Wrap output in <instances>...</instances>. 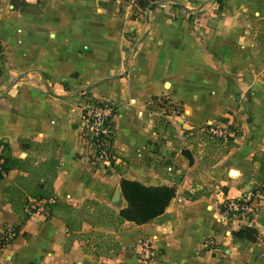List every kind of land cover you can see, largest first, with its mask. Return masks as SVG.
I'll use <instances>...</instances> for the list:
<instances>
[{
    "label": "crops",
    "instance_id": "0c3cea01",
    "mask_svg": "<svg viewBox=\"0 0 264 264\" xmlns=\"http://www.w3.org/2000/svg\"><path fill=\"white\" fill-rule=\"evenodd\" d=\"M151 2L132 15L114 0H0V140L17 158L0 176V230H16L0 264H264V200L253 240L212 206L264 187V0ZM90 98L114 108L108 164L80 134ZM206 122L237 133L210 139L195 129ZM121 176L174 195L151 220L117 221ZM41 183L57 206L28 213ZM60 205L74 209L69 229ZM107 238L115 254L86 251ZM143 238L156 257L140 258Z\"/></svg>",
    "mask_w": 264,
    "mask_h": 264
},
{
    "label": "built area",
    "instance_id": "2783aa9c",
    "mask_svg": "<svg viewBox=\"0 0 264 264\" xmlns=\"http://www.w3.org/2000/svg\"><path fill=\"white\" fill-rule=\"evenodd\" d=\"M123 5L130 12L135 13L137 0H114ZM94 98L88 99L82 105L80 115V134L83 138L87 154L97 164H108L114 157L112 151L113 124L112 115L114 108L110 102H95ZM210 139H226L236 135L235 128L223 122H206L195 128ZM51 195L46 199H32L26 205V212H45L46 202H53ZM264 200V187L252 186L235 196L215 198L212 204L219 222L226 226L251 224L253 217ZM16 234L11 225H6L0 230V252L4 245ZM216 243L212 236L202 240V248L208 251L215 249ZM158 255L157 247L151 241L143 238L140 240V258L148 260Z\"/></svg>",
    "mask_w": 264,
    "mask_h": 264
},
{
    "label": "trees",
    "instance_id": "16d2710c",
    "mask_svg": "<svg viewBox=\"0 0 264 264\" xmlns=\"http://www.w3.org/2000/svg\"><path fill=\"white\" fill-rule=\"evenodd\" d=\"M136 5L141 10H144L146 6L150 8L152 6V2L151 0H137ZM85 89L86 88H81L80 91ZM93 100L95 102H108L107 100L101 98H94ZM151 100H159V98L154 96L151 98ZM179 110L180 109H178V111ZM21 141L22 140L20 139L19 142L21 143ZM16 165L17 158L10 154L7 142L0 140V176L9 168L15 167ZM118 185L120 193L125 200V204L116 211L117 221L126 219L135 223H142L151 220L162 213L165 206L174 195L173 185H146L136 179L126 176H121L119 178ZM50 195V190H48L47 187H45L42 183L38 184L32 192V197L37 200L46 199ZM55 205L57 206L55 200L53 202H46V212L51 214ZM59 207H62L63 212H74V209L66 205H60ZM60 217L62 218L67 229L71 228V226H74L72 220H67V217H64L62 214ZM81 218L85 221L93 223V221L90 220V218L86 215H82ZM231 235L236 239L244 238L253 240L256 235V230L252 226L243 225L237 230H232ZM96 236H98V233H96ZM90 244L91 246L95 247L96 250H91L89 248L90 245H87L85 249L94 256L98 254L105 256L113 255L117 252L119 247L118 243L111 238L98 241L93 240V242Z\"/></svg>",
    "mask_w": 264,
    "mask_h": 264
},
{
    "label": "rangeland",
    "instance_id": "374dc122",
    "mask_svg": "<svg viewBox=\"0 0 264 264\" xmlns=\"http://www.w3.org/2000/svg\"><path fill=\"white\" fill-rule=\"evenodd\" d=\"M167 108L169 109V110H172V111H175V110H177L179 107H178V103H176V102H173V103H170L169 104V106H167ZM171 111V112H172ZM62 215L64 216V217H67V220H72V223H73V225H74V212H62ZM72 235L74 236V233H72ZM71 235V236H72ZM72 236V237H73Z\"/></svg>",
    "mask_w": 264,
    "mask_h": 264
},
{
    "label": "water",
    "instance_id": "95a60500",
    "mask_svg": "<svg viewBox=\"0 0 264 264\" xmlns=\"http://www.w3.org/2000/svg\"><path fill=\"white\" fill-rule=\"evenodd\" d=\"M147 10H148V7L146 6V7H145V12H147Z\"/></svg>",
    "mask_w": 264,
    "mask_h": 264
}]
</instances>
